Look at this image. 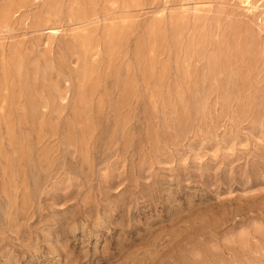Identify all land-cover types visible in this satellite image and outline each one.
<instances>
[{"label":"rangeland","instance_id":"obj_1","mask_svg":"<svg viewBox=\"0 0 264 264\" xmlns=\"http://www.w3.org/2000/svg\"><path fill=\"white\" fill-rule=\"evenodd\" d=\"M251 5L0 0V264H264Z\"/></svg>","mask_w":264,"mask_h":264},{"label":"bare ground","instance_id":"obj_2","mask_svg":"<svg viewBox=\"0 0 264 264\" xmlns=\"http://www.w3.org/2000/svg\"><path fill=\"white\" fill-rule=\"evenodd\" d=\"M233 1L239 2V4L243 7H247L248 9H252L251 0H233ZM75 37H77V36H75Z\"/></svg>","mask_w":264,"mask_h":264}]
</instances>
